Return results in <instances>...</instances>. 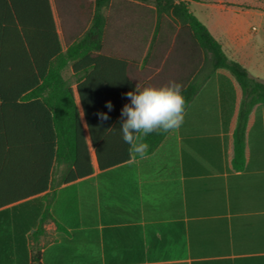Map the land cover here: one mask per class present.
Returning a JSON list of instances; mask_svg holds the SVG:
<instances>
[{"label":"crops","instance_id":"1","mask_svg":"<svg viewBox=\"0 0 264 264\" xmlns=\"http://www.w3.org/2000/svg\"><path fill=\"white\" fill-rule=\"evenodd\" d=\"M93 1L50 0L63 52L90 31ZM204 1L177 0L187 2L191 12L194 3ZM217 3L210 24L218 37L211 34L230 59L247 69L257 54L255 28L250 30L247 22L259 15L244 7L233 10L225 0ZM102 14L107 21L102 53L128 60L135 85L159 87L175 81L184 89L196 80L202 87L183 125L150 155L130 156L120 131L122 119L113 121L111 130L96 127L99 160L68 66L69 76H63L74 81L89 156L88 163L83 153V178L76 181L71 180L74 167L53 154L60 152L61 139L50 132L46 108L29 107L34 111L23 117L24 130L15 133L0 99V264H264V104L249 116L243 165L237 169L233 135L241 101L228 73L212 71L181 25L178 30L161 25L157 34L152 5L112 0ZM166 30L182 33L171 42ZM110 42L123 53H109ZM44 44L35 41L33 59L27 50L24 56H12V46L27 48L23 41L0 40L1 50L8 49L0 54V81L19 79L24 84L36 75L33 61L43 67ZM249 74L264 83L261 76ZM20 93L18 103L29 91ZM13 143L33 146L13 152ZM72 155L68 146L62 159L69 161ZM45 198L54 221L45 222L41 233L33 228L23 236L20 229L17 236L15 224L30 220L15 218L12 209Z\"/></svg>","mask_w":264,"mask_h":264},{"label":"trees","instance_id":"2","mask_svg":"<svg viewBox=\"0 0 264 264\" xmlns=\"http://www.w3.org/2000/svg\"><path fill=\"white\" fill-rule=\"evenodd\" d=\"M126 1L138 2L141 6L149 1L152 2L156 14L157 34L160 33V26L164 25L167 19H177L183 30L204 52L205 61L211 66L212 71H226L230 79L236 83L241 102L238 106L240 107L237 118L238 125L233 135L234 163L237 169L242 168L247 121L254 108L264 104V83L251 77L244 66L226 55L222 44L190 11L187 2H177V0ZM111 2L112 0L93 1V19L90 31L70 45L66 52H63L56 33L50 0H0V40L23 41L27 45L26 49L12 46V56H24L26 53L23 51L27 50L28 55L34 59L36 56L35 41L39 39L45 43L43 67L40 68L33 61L36 75L24 84H21L19 79H13L11 83L9 80L0 81V99L6 106L2 108L9 111L10 120H12L11 126L15 133L19 129L24 130L22 127L26 126V121L23 120V117L31 115L34 111L29 107L46 108L50 113L48 125L50 132L53 129L61 139L60 152L55 151L53 154L58 156L61 162L74 167L76 174L71 177L72 181L83 178L81 173L82 156L84 153L88 163L89 156L76 96L71 84L64 78L63 72L68 66H71L76 81L77 96L91 130L93 145L97 149L99 160L96 127L97 130H103L109 128L113 121L121 119L123 106L130 103L125 94L134 91L136 87L129 78V61L102 53L101 41L107 24L102 10L108 7ZM7 50V48H2L0 54L7 53ZM201 87V83L193 80L183 89L186 110ZM210 87L211 83L206 89H210ZM26 91H29L28 95L18 103L21 100L20 92ZM204 93L203 91L202 94ZM108 101H111L113 105L111 111L106 107ZM101 112L107 113L110 119L105 121V126L102 125L99 128L96 123L101 120L97 113ZM168 133L150 134L146 138L149 148L143 156L154 152ZM11 146L13 152L21 150L26 152L29 151L26 147L33 145L13 143ZM68 146L71 147V150L73 148V155L69 161L62 159L64 149ZM19 147H23V149H19ZM124 160L128 159H122L118 163L112 161L110 166H116L125 162ZM1 208L3 207L0 206ZM12 214L15 218L30 220V222H26L27 224L22 222L15 224L17 236L22 230L21 233L25 236L33 228H37L41 233L45 222L54 221L47 198L44 201L36 199L16 206L12 209ZM39 219L40 222H38ZM19 242L18 238L15 239L17 245Z\"/></svg>","mask_w":264,"mask_h":264},{"label":"clouds","instance_id":"3","mask_svg":"<svg viewBox=\"0 0 264 264\" xmlns=\"http://www.w3.org/2000/svg\"><path fill=\"white\" fill-rule=\"evenodd\" d=\"M126 97L130 103L121 110L122 140L129 145V154L143 156L149 148L146 138L152 134L167 133L178 130L186 116V100L183 86L175 81H169L162 86L136 85L134 91H129ZM111 111V101L106 102ZM103 122L110 119L107 113H97ZM109 128L108 130H111Z\"/></svg>","mask_w":264,"mask_h":264},{"label":"rangeland","instance_id":"4","mask_svg":"<svg viewBox=\"0 0 264 264\" xmlns=\"http://www.w3.org/2000/svg\"><path fill=\"white\" fill-rule=\"evenodd\" d=\"M218 0H205L202 4H196L194 3L192 5V13L195 14L201 22L209 29H211L210 24V16L215 15L218 13L217 10V3ZM62 3H67V0H61ZM227 7L233 9V10H239L240 8H248L250 10H253V12L258 13L259 16H255L250 21L247 22V27L252 30V28H255L252 34L253 39V45L254 50L257 53L255 59L252 60L251 65H248L247 69L250 73L261 76L262 79H264V0H225ZM152 2L149 1L143 7L151 6ZM230 15L232 16L233 13L230 12ZM263 15V16H262ZM164 25H169L171 27H175V29L180 27V22L177 19H172L165 21ZM212 30V34L217 38L218 33L214 30ZM182 33V32H172L169 30H166L163 32L164 35H168V39L173 41L174 38H176V35ZM143 49L141 48V52ZM108 52L111 54L119 53L122 54V48L118 45L116 46L115 42H110L108 46ZM252 66H254V70L252 69ZM68 68L66 71L63 72L64 75L69 76ZM70 84H74V81L72 78L67 79Z\"/></svg>","mask_w":264,"mask_h":264}]
</instances>
